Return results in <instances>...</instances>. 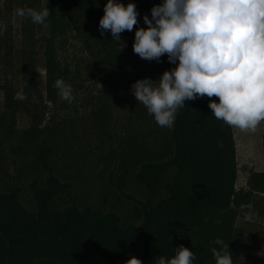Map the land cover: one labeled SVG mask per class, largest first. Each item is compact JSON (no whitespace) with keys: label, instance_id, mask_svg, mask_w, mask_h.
Returning <instances> with one entry per match:
<instances>
[{"label":"trees","instance_id":"1","mask_svg":"<svg viewBox=\"0 0 264 264\" xmlns=\"http://www.w3.org/2000/svg\"><path fill=\"white\" fill-rule=\"evenodd\" d=\"M121 2L136 4L139 24L116 42L99 31L106 0H0L50 10L47 26L36 24L44 90L6 91L0 114V264H125L131 256L156 264L180 245L195 253L193 264H215L216 238L234 264H264L243 219L251 205L252 220L264 223V171H249L237 187L233 127L212 115L210 98L185 101L172 129L130 106L121 114L136 80L175 67L166 54L150 62L132 48L135 29L162 0ZM29 40L20 55L26 73L36 62ZM73 42L76 61L66 54ZM61 78L71 103L53 86ZM18 114L29 116L27 127H17ZM260 146L264 155V134Z\"/></svg>","mask_w":264,"mask_h":264},{"label":"clouds","instance_id":"2","mask_svg":"<svg viewBox=\"0 0 264 264\" xmlns=\"http://www.w3.org/2000/svg\"><path fill=\"white\" fill-rule=\"evenodd\" d=\"M150 12L151 18L143 17L147 27L135 29L133 52L157 63L166 54L175 67L156 80H136L130 89L136 101L158 126L172 129L185 101L208 97L216 119L255 132L264 121V0H162ZM20 15L47 26L50 10L29 8ZM138 16L135 3L106 0L99 31L101 35L110 31L113 41L122 42L121 34L139 24ZM53 86L63 100L73 101L72 86L62 78ZM98 87L103 90L100 83ZM212 97H218V102ZM15 99L27 97L17 93ZM247 208L243 219L251 221L252 206ZM211 243L215 264H234L228 243L221 238ZM195 260V253L180 245L173 257L160 256L156 264H193ZM125 264L143 262L131 256Z\"/></svg>","mask_w":264,"mask_h":264},{"label":"rangeland","instance_id":"3","mask_svg":"<svg viewBox=\"0 0 264 264\" xmlns=\"http://www.w3.org/2000/svg\"><path fill=\"white\" fill-rule=\"evenodd\" d=\"M24 10L18 6L9 8L0 3V114L4 110V97L6 91L20 92L28 83L39 90H44L45 73L43 70L42 48L39 43L40 31L27 15H20ZM38 11V10H37ZM29 37L35 42L34 56L36 59L34 69L26 73V61L21 58L23 50L28 51L31 43ZM72 61L81 58V50L78 44L72 43L66 53ZM127 89L126 97L119 102L120 111L124 114L130 106L131 113L142 119H152L158 125L153 116H148L147 109L136 101L134 95ZM130 113V112H129ZM138 113V114H137ZM30 122L26 114L17 115V127L25 128ZM164 128V127H160ZM236 142L237 161V187L244 185L249 171H264V155L261 152V136L264 134V121L257 126L256 131H241L233 127ZM249 227L256 239L255 250L259 259L264 260V223L260 220H252Z\"/></svg>","mask_w":264,"mask_h":264}]
</instances>
